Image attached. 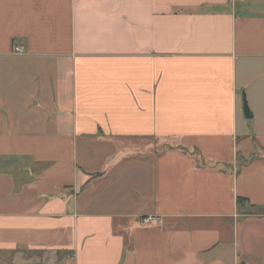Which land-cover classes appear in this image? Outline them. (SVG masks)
<instances>
[{
  "label": "crops",
  "instance_id": "obj_1",
  "mask_svg": "<svg viewBox=\"0 0 264 264\" xmlns=\"http://www.w3.org/2000/svg\"><path fill=\"white\" fill-rule=\"evenodd\" d=\"M0 264H264V0H0Z\"/></svg>",
  "mask_w": 264,
  "mask_h": 264
},
{
  "label": "trees",
  "instance_id": "obj_2",
  "mask_svg": "<svg viewBox=\"0 0 264 264\" xmlns=\"http://www.w3.org/2000/svg\"><path fill=\"white\" fill-rule=\"evenodd\" d=\"M248 205L249 204V202H248V199H246V198H242V197H238L237 198V205H238V207H241L242 205Z\"/></svg>",
  "mask_w": 264,
  "mask_h": 264
},
{
  "label": "water",
  "instance_id": "obj_3",
  "mask_svg": "<svg viewBox=\"0 0 264 264\" xmlns=\"http://www.w3.org/2000/svg\"><path fill=\"white\" fill-rule=\"evenodd\" d=\"M244 112H245V116H246L247 119H250L252 117L246 102L244 103Z\"/></svg>",
  "mask_w": 264,
  "mask_h": 264
},
{
  "label": "built area",
  "instance_id": "obj_4",
  "mask_svg": "<svg viewBox=\"0 0 264 264\" xmlns=\"http://www.w3.org/2000/svg\"><path fill=\"white\" fill-rule=\"evenodd\" d=\"M23 51H24V48L23 47L16 48V52L17 53H22Z\"/></svg>",
  "mask_w": 264,
  "mask_h": 264
},
{
  "label": "rangeland",
  "instance_id": "obj_5",
  "mask_svg": "<svg viewBox=\"0 0 264 264\" xmlns=\"http://www.w3.org/2000/svg\"><path fill=\"white\" fill-rule=\"evenodd\" d=\"M242 170H243L242 167H240V172H242ZM228 262H229V261H228Z\"/></svg>",
  "mask_w": 264,
  "mask_h": 264
}]
</instances>
